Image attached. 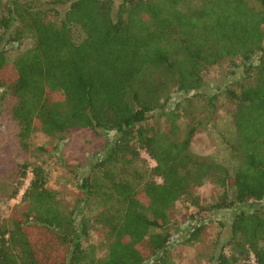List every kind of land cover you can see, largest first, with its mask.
I'll use <instances>...</instances> for the list:
<instances>
[{
    "label": "trees",
    "instance_id": "trees-1",
    "mask_svg": "<svg viewBox=\"0 0 264 264\" xmlns=\"http://www.w3.org/2000/svg\"><path fill=\"white\" fill-rule=\"evenodd\" d=\"M213 68L230 81L208 92ZM221 94L225 158L195 154ZM0 108L23 152L38 132L55 141L46 154L72 128L112 132L71 208L45 159L18 164L6 199L31 177L0 212V264H174L172 241H199L222 209L211 264H264V0H0ZM207 179L219 195L201 201ZM177 201L186 229L169 218Z\"/></svg>",
    "mask_w": 264,
    "mask_h": 264
},
{
    "label": "rangeland",
    "instance_id": "rangeland-1",
    "mask_svg": "<svg viewBox=\"0 0 264 264\" xmlns=\"http://www.w3.org/2000/svg\"><path fill=\"white\" fill-rule=\"evenodd\" d=\"M114 1L115 3L119 2V0ZM4 46L7 49H12L9 44ZM241 72L238 69L239 76ZM228 81H230V76L227 77L213 68L206 76V91L215 92L217 87L223 88L224 83ZM219 104L213 118L206 125L202 124L200 130L192 138L190 149L195 154L210 155L216 159H222L225 154L222 135H226L231 130V122L226 114L229 104L224 101L223 94L220 96ZM16 132L15 123L7 117L3 108H0V212L3 218L12 214L13 207L19 203L31 177V173L27 172L23 186L19 189L16 197L6 199L8 191L4 192V190L10 189V186L14 184L19 163L26 160L45 159V166L48 170V187L59 192L63 206L71 208L77 198V189L73 179L82 177L89 171L90 163L103 152L105 142L112 136V132L96 133L90 128H72L65 134L62 141L56 143L58 153L46 154L35 149L37 146L51 148L50 144L55 141H51L44 134L35 133L30 138V149L23 152L16 148ZM142 156L148 159L143 152ZM148 161L151 165L152 162ZM195 193L201 201H211L219 195V189L210 179H207L195 189ZM168 212L170 220L175 221L174 226L178 224L181 228L186 229L190 210L184 202L177 201ZM231 215L232 212L229 209L217 211L212 217V221L201 233L200 240L193 244L183 242L184 236L178 237L179 242L177 243H175L176 240H173L174 244L170 247V254L174 264H211V258L220 248L225 235L228 234ZM220 222L224 225L221 226Z\"/></svg>",
    "mask_w": 264,
    "mask_h": 264
}]
</instances>
